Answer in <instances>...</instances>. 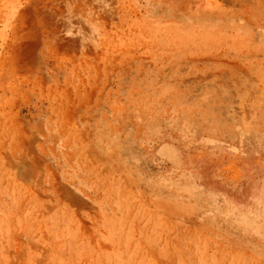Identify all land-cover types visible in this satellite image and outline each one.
<instances>
[{
    "label": "rangeland",
    "instance_id": "obj_1",
    "mask_svg": "<svg viewBox=\"0 0 264 264\" xmlns=\"http://www.w3.org/2000/svg\"><path fill=\"white\" fill-rule=\"evenodd\" d=\"M0 264H264V0H0Z\"/></svg>",
    "mask_w": 264,
    "mask_h": 264
}]
</instances>
